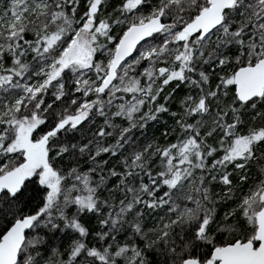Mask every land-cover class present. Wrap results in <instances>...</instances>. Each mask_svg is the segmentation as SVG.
Returning <instances> with one entry per match:
<instances>
[{
  "label": "trees",
  "instance_id": "trees-1",
  "mask_svg": "<svg viewBox=\"0 0 264 264\" xmlns=\"http://www.w3.org/2000/svg\"><path fill=\"white\" fill-rule=\"evenodd\" d=\"M42 1L0 26V175L25 159L5 150L11 119L35 117L31 139L45 142L62 178L47 208L37 172L0 188V238L33 216L15 264H202L215 247L251 240L263 205L264 94L239 102L233 74L264 56V0H235L203 38L182 27L209 0H141L131 10L100 0L95 11L90 0ZM151 15L161 30L98 93L120 36ZM88 19L91 64L40 83Z\"/></svg>",
  "mask_w": 264,
  "mask_h": 264
},
{
  "label": "water",
  "instance_id": "water-1",
  "mask_svg": "<svg viewBox=\"0 0 264 264\" xmlns=\"http://www.w3.org/2000/svg\"><path fill=\"white\" fill-rule=\"evenodd\" d=\"M235 0H209L207 7L200 10L197 16L182 27L188 36L205 37L217 28L223 21L224 12L231 8ZM162 28L159 16H151L142 23L130 25L120 36L98 93L104 92L114 81L117 68L130 58L135 48L152 34ZM56 70L49 74L45 86L55 79ZM233 84L236 98L239 102H246L264 94V56L253 64L238 67L233 74ZM92 105H87L91 108ZM263 203L255 214L256 230L251 240H239L231 244L215 247L209 259L202 264H264V188L259 196ZM31 216H24L14 221L0 238V264H15L19 250L25 240L26 232L32 226ZM182 264H201L193 258L185 259Z\"/></svg>",
  "mask_w": 264,
  "mask_h": 264
},
{
  "label": "rangeland",
  "instance_id": "rangeland-1",
  "mask_svg": "<svg viewBox=\"0 0 264 264\" xmlns=\"http://www.w3.org/2000/svg\"><path fill=\"white\" fill-rule=\"evenodd\" d=\"M140 1H126L125 9H133ZM99 2L100 0H90L89 9L95 11ZM18 5H20L19 8ZM43 7L42 0H0V26H11L18 18L33 16L42 10ZM8 11L11 12L10 16L7 14ZM90 26L91 20L88 19L84 26L75 33L60 57L55 61V64L47 70L45 77L40 83L43 84L47 81L53 69L59 71L62 67L70 64H76L81 67L91 64L94 47L89 36ZM3 80V82H9L10 74H4ZM86 115L87 111L83 110L76 115L64 118L59 122L58 126H74L85 118ZM40 123L41 120L35 117L11 119V124L15 129V136L5 150L7 153L22 151L25 159L22 165L14 167L0 175V188L5 186L11 190H15L23 178L31 177L37 172L40 184L47 188L44 206L47 208L56 200L62 178L48 166L45 142L42 139L35 141L31 139L32 131ZM31 217L33 219V216Z\"/></svg>",
  "mask_w": 264,
  "mask_h": 264
}]
</instances>
